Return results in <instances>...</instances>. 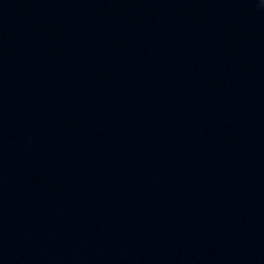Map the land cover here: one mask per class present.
<instances>
[{"label": "water", "instance_id": "obj_1", "mask_svg": "<svg viewBox=\"0 0 264 264\" xmlns=\"http://www.w3.org/2000/svg\"><path fill=\"white\" fill-rule=\"evenodd\" d=\"M0 264H264V0H0Z\"/></svg>", "mask_w": 264, "mask_h": 264}]
</instances>
